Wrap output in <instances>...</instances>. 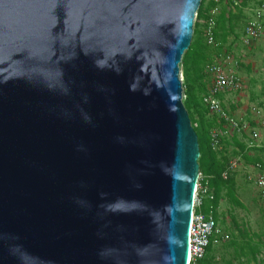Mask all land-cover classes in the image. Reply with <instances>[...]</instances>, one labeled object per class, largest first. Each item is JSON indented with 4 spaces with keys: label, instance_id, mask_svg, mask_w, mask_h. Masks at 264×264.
<instances>
[{
    "label": "water",
    "instance_id": "95a60500",
    "mask_svg": "<svg viewBox=\"0 0 264 264\" xmlns=\"http://www.w3.org/2000/svg\"><path fill=\"white\" fill-rule=\"evenodd\" d=\"M201 2L0 0V264H188Z\"/></svg>",
    "mask_w": 264,
    "mask_h": 264
},
{
    "label": "trees",
    "instance_id": "16d2710c",
    "mask_svg": "<svg viewBox=\"0 0 264 264\" xmlns=\"http://www.w3.org/2000/svg\"><path fill=\"white\" fill-rule=\"evenodd\" d=\"M249 4L248 0H241V6L233 7L230 2H217L215 0H202L197 12L194 25V36L190 47L185 51L182 58L183 66V89L184 104L189 112L192 124L198 134L200 143V172L205 180H208L210 193L206 196L204 203L199 210L204 212L212 211L217 224L225 226L230 238L218 245H223L222 250L233 249L230 258H224V264H233L236 261L245 262L242 264H264V231L253 230L249 222L239 220L232 215V225L226 226L227 217L220 210L222 201L229 199L232 203V211L235 206L244 207L238 195V170L231 168L234 157L239 152H244L245 161L251 162L244 148L238 152H232L230 141L235 140L238 131L231 127L224 119L217 114L211 113L203 102V95L209 90L210 79L206 73L205 66L223 53H230V47H226L231 36L239 37L237 29L244 31L245 19L244 8ZM219 7L216 15L215 39L216 45L208 43L206 28L211 17L212 9ZM200 19L204 20V33L198 40L197 31ZM244 23V24H243ZM239 65V63H238ZM222 94L220 95L221 98ZM222 99V98H221ZM223 101V100H222ZM255 150V149H254ZM257 158L264 160V148L256 149ZM228 172L225 177L224 173ZM232 213V212H231ZM216 245L210 244L205 256L198 260V264H218Z\"/></svg>",
    "mask_w": 264,
    "mask_h": 264
},
{
    "label": "built area",
    "instance_id": "2783aa9c",
    "mask_svg": "<svg viewBox=\"0 0 264 264\" xmlns=\"http://www.w3.org/2000/svg\"><path fill=\"white\" fill-rule=\"evenodd\" d=\"M217 2L225 0H215ZM233 7L241 6V0H226ZM219 12V7L212 9L211 17L206 28L208 43L216 45L215 28L216 15ZM197 17V16H196ZM264 34V0L253 9V17L250 18L244 28L242 41L245 45H250L254 40L260 39ZM230 64L238 66L236 59L230 53H223L216 57L213 61L206 64V73L210 79L209 90L203 95V102L209 108L211 113L217 114L220 118L229 123L232 129L239 132L246 131L250 128V123L247 120H240L234 117L223 104L220 95L228 91H240L243 88V79L234 70L227 67ZM183 79V78H182ZM185 96V95H184ZM256 113H260V109L254 108ZM260 124L264 127V116L260 120ZM260 134L258 131H253L248 141V146H257ZM236 162L232 161L231 168H235ZM258 173H253L248 176V179L253 180L257 184L261 196L264 198V163L258 162ZM228 176V172L224 173ZM206 196L213 195L210 193L208 180H205L202 173L199 174V179L196 184L194 203L191 215L190 230H189V258L188 264H198V260L202 259L210 244L218 245L230 238L229 233L225 232L216 222L212 211L204 212L199 210L204 203ZM245 262L236 261L233 264H242Z\"/></svg>",
    "mask_w": 264,
    "mask_h": 264
},
{
    "label": "rangeland",
    "instance_id": "374dc122",
    "mask_svg": "<svg viewBox=\"0 0 264 264\" xmlns=\"http://www.w3.org/2000/svg\"><path fill=\"white\" fill-rule=\"evenodd\" d=\"M257 1L258 0H250L247 6L250 5L251 8L254 9L258 5ZM245 11L249 12L245 14L246 20L253 17L252 10L246 9ZM237 33L239 37L234 38L235 36H231L225 48L230 47V54H232L239 65L233 64L231 67V65L228 64L227 67L241 76L243 79V88L240 91H229L232 92V98L229 101H225V106L232 111L233 109L230 108L229 103L239 100L242 107L238 108L237 106L236 108L240 111H245L246 107L250 106L249 112L252 111L256 113L254 108H257L260 109L262 113L264 111V106L259 105L257 101L259 98L264 97V34L260 39L254 40L250 45H245L242 41L243 29L238 28ZM182 69L183 66L181 63V79L184 77ZM255 94H259V98H254L253 96H255ZM233 161L236 162V170H240L241 161L236 159H233ZM237 181L239 184L238 195L244 207L235 206L233 207L234 209L230 211L232 207L230 200L226 198V200L222 201L220 210L224 212L227 217L226 226L232 225L231 218L234 214L239 220L248 221L253 230L264 231V198L261 196L257 184L254 183V179L250 180L248 176L244 177L240 171H238L237 174ZM221 226L224 230L229 232L225 229L224 225ZM216 248L218 249V251L216 250V260L218 264H224V258H230L233 249L222 250L223 245H216Z\"/></svg>",
    "mask_w": 264,
    "mask_h": 264
},
{
    "label": "crops",
    "instance_id": "0c3cea01",
    "mask_svg": "<svg viewBox=\"0 0 264 264\" xmlns=\"http://www.w3.org/2000/svg\"><path fill=\"white\" fill-rule=\"evenodd\" d=\"M249 1L250 0H248V2ZM261 1L262 0H258L257 4L259 5L261 3ZM225 2H228V1L225 0ZM246 9L253 11V9L251 8L250 5L245 6L244 14H246L248 12V11H245ZM252 14H253V12H252ZM249 19H247V20H249ZM204 29H205L204 20L200 19L199 24H198V31H197L198 40L201 38L202 33H204ZM182 71H183V69H182ZM258 96H260V95L255 94V96H253V97L259 98ZM221 98L223 100V104L225 105V101L231 100L232 92L228 91L227 93H223ZM257 102L259 105L264 106V97L259 98V100ZM229 105H230V108L233 110L232 111L230 109H228V110L234 117H236L237 119H240V120H247L250 123L249 129H247L246 131H243L242 133L238 131V133L236 134V137H235L236 139L230 141V149L232 152H237L238 150L240 151V148H244V146H245V148H244L245 152H247V150H248V154H249L250 158L252 159L251 162L247 163L245 161V159H244L245 153L244 152L238 151L239 155L237 158H235L236 160L241 161L240 162L241 169L238 171L242 172V175L244 177H246V176H249L253 173H258V168L256 165L258 162L264 163V160L257 158L256 154H258V152H255L256 149L264 148V127L260 124V120L264 116V111L262 113L260 112L261 114L260 113H254L252 111L249 112L250 106L246 107L245 111H240L239 109L236 108L237 106H238V108L242 107L241 102L239 100L237 102L231 101L229 103ZM255 130L258 131V133L260 134V137L257 139L258 145L249 147L247 143L250 139L252 132ZM233 131H234V129H231L230 132L232 133Z\"/></svg>",
    "mask_w": 264,
    "mask_h": 264
}]
</instances>
